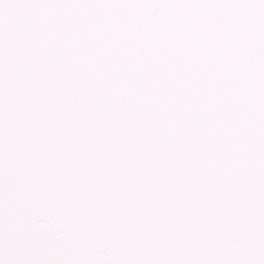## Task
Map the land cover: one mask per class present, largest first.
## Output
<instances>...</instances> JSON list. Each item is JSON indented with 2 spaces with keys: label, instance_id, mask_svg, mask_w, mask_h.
Listing matches in <instances>:
<instances>
[{
  "label": "snow or ice",
  "instance_id": "1",
  "mask_svg": "<svg viewBox=\"0 0 264 264\" xmlns=\"http://www.w3.org/2000/svg\"><path fill=\"white\" fill-rule=\"evenodd\" d=\"M0 264H264V0H0Z\"/></svg>",
  "mask_w": 264,
  "mask_h": 264
}]
</instances>
